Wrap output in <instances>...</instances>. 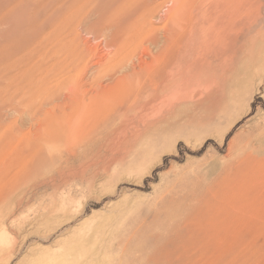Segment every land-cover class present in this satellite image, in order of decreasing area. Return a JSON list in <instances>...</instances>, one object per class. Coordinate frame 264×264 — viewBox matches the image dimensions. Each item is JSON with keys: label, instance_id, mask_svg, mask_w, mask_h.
<instances>
[{"label": "rangeland", "instance_id": "rangeland-1", "mask_svg": "<svg viewBox=\"0 0 264 264\" xmlns=\"http://www.w3.org/2000/svg\"><path fill=\"white\" fill-rule=\"evenodd\" d=\"M49 1L0 0V264H264V0L223 48L187 22L201 81L163 115L144 110L139 63L170 38L175 0H93L72 16ZM186 1L185 15L215 13ZM99 91L106 109L82 125L73 105Z\"/></svg>", "mask_w": 264, "mask_h": 264}, {"label": "bare ground", "instance_id": "bare-ground-1", "mask_svg": "<svg viewBox=\"0 0 264 264\" xmlns=\"http://www.w3.org/2000/svg\"><path fill=\"white\" fill-rule=\"evenodd\" d=\"M55 1L58 2L60 0H50L49 5H51V7H52V5H54L56 3ZM91 1H93V0H68V2H66V3H68V5H69V6L68 5L67 6L70 9V12H69V14L67 13V15L72 16V13L73 14L81 13V11L83 9H86L85 6L87 4H89ZM192 1H194V0H191V3H192ZM198 1H199V5L202 4V2H203V0H198ZM187 3L189 4V1L175 0V6H174L173 10L171 11V15H169V19L172 21L171 23L173 24V27H171L170 31H169L170 38L169 37L166 38V42L162 46L161 50L157 53V55L155 54V55L151 56V61L145 62V61L141 60L142 62L139 63L140 73L141 74L143 72L147 73L146 75L139 74L140 77L144 76V77H142L143 81H141V82H146L143 84V87L146 85L148 87V89L146 91L145 88L143 89V87H142V89H140L137 93L140 95V97H141V93H143V92L146 94L148 93V96L145 98L146 101L137 100V98L134 97L135 100L133 102H131V104H130V105H132V107L133 106L137 107V105L139 107V104H137V103H139V101H143L141 103L143 104V107H145L144 110H146L147 113H148V111L153 109V112L157 111V112H159V114L162 113L161 115H163L164 113H170V111H173L174 108L176 109L178 107V104L182 103L185 100V91H186L185 90V82H199V81H201V80H199V69L196 72L194 70L195 68L197 69V67H195V64L197 61L199 62V59H200L199 55L196 53L193 56L192 61L190 62L192 64L186 65L188 62V58H190V56L187 55L186 47H184L186 42L181 40L182 39L181 36H182V34H185V31H187L186 30L188 28L187 22L188 23L190 22V25L192 26L193 23L191 24V21L194 20L195 21L194 22L195 27L197 28V31L200 34L205 35V36H206V34H209V35L211 34V37H213L217 41L216 45L219 47H222V46L226 45L227 41H229V39H230L229 37L232 34V32L234 31L233 28H235V25H234L235 20L237 17H239L241 15L240 13L247 6V4L249 5V0H212L211 6H212V9L215 10V13L211 12L209 10H204V11L201 10L199 14H201L202 19H200V20H199V17H197L199 15H197L196 17L194 15H192V13H190L189 15H185V13L187 11H189ZM73 6H75V7H73ZM66 7H65V11L68 10V9H66ZM117 10H118V15L123 13V5L118 6ZM179 11H182V15H180V16H178ZM67 15L65 16V18L68 17ZM68 20H70V18ZM123 21H125V20H123ZM116 22L113 25L114 27L111 25L112 28H115V27L118 28L119 25L115 26ZM118 22H117V24H118ZM125 25L126 26L123 29V32L129 31V29L133 28L132 26H130L129 23H127ZM167 25L165 26L166 31H167ZM150 29L152 31H155L156 28H154L152 25ZM209 29H210V32H209ZM214 29L216 30L215 33H213ZM182 30H183V33H182ZM139 31L140 30H138V32ZM195 33L197 34V32H195ZM192 34H194V33H191L190 39L188 41L190 42V44H193V46H194V43H193L194 39L192 38ZM166 36H167V34H166ZM146 37H147V35H146ZM197 37H198V39L197 40L195 39L196 44H198V41H199V34ZM122 38L123 37H121V39ZM136 38H135V42L137 40ZM143 40H144V36H143ZM138 41H140V40H138ZM155 41H156V39L153 40V42H155ZM139 44H141V41L139 42ZM134 47L138 48L136 45ZM116 52H118V51H116ZM132 58H134V57H132ZM138 60H140V59H138ZM143 62H145V63H143ZM200 77H201V75H200ZM156 82H161V83H160V85L159 84L156 85ZM129 88H126V89H124L125 91L123 90V92H121V94L122 93L127 94V95H125L124 99H131L129 97L131 96L132 91H135V90H131V88L130 89ZM174 89H176V91L171 94L170 91H172ZM121 90H119L118 92H120ZM69 91H70V89H69ZM72 91H70V92H72ZM99 92H101V93L95 94L92 97H90L89 102H86L85 100H79V101H76L77 103L75 102L76 103L75 105H73V111L76 110V116L79 115L78 118L81 119V121L82 120L84 121V122H82V125H83V123H85V120L91 118V116H95L97 118L101 117L100 115L106 109L105 106L107 103L105 101H103L104 100L103 91H99ZM168 92H170V96H168V94H167ZM116 94H117V92H116ZM139 95H137V97ZM118 96L120 98L121 95H118ZM64 99H65V97H64ZM121 99H123V96L121 97ZM150 103H152V104L155 103L156 105L153 104V106L151 107L152 104L150 105ZM148 104L150 105L151 109H150ZM146 112L144 114H146ZM77 128H79V127H77ZM4 148H6V147H4ZM4 148H2L0 150V166H1L0 172L4 170L3 169L4 167L6 170V166H7V165L2 166L4 164L7 156H8L7 151ZM6 172H8V171L6 170ZM219 236H220V234H219ZM220 238H221V236H220ZM82 239H87V238L84 236ZM215 239L217 241L218 238L214 237V240ZM225 239H227V236L225 237ZM212 242H215V241H212ZM210 243H211V241H210ZM211 244H213V243H211ZM208 245H206L204 248V249H206V251L211 250V247L210 248L207 247ZM76 247L79 250L81 249V247L78 246V243H73L69 247V249H75ZM221 250L218 249V250H213V251H218L220 253V254L219 253L218 254L221 255V253L224 254V252H227L228 248L222 247Z\"/></svg>", "mask_w": 264, "mask_h": 264}]
</instances>
